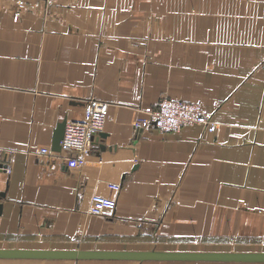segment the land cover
Instances as JSON below:
<instances>
[{
	"label": "crops",
	"instance_id": "crops-1",
	"mask_svg": "<svg viewBox=\"0 0 264 264\" xmlns=\"http://www.w3.org/2000/svg\"><path fill=\"white\" fill-rule=\"evenodd\" d=\"M163 96L215 128L135 131ZM88 98L103 137L73 167L53 131ZM0 150V248L264 252V0H0Z\"/></svg>",
	"mask_w": 264,
	"mask_h": 264
},
{
	"label": "built area",
	"instance_id": "built-area-1",
	"mask_svg": "<svg viewBox=\"0 0 264 264\" xmlns=\"http://www.w3.org/2000/svg\"><path fill=\"white\" fill-rule=\"evenodd\" d=\"M106 103L96 98L84 101L83 115L79 119L66 121L63 136L60 140V150L67 154L68 164L76 167L85 161L86 153L91 149L93 142L98 141L105 119ZM200 124L211 131L215 128V121L211 115L205 113L198 102L182 99L161 97L153 108L144 111V114L133 120V129L142 130L154 126L159 131L176 130L184 125ZM43 153H50L49 148L41 149ZM3 152L0 150V167L8 171V165L2 162ZM118 189V184L109 185ZM115 200L100 194L91 196L89 212L101 214L104 209H112Z\"/></svg>",
	"mask_w": 264,
	"mask_h": 264
},
{
	"label": "water",
	"instance_id": "water-1",
	"mask_svg": "<svg viewBox=\"0 0 264 264\" xmlns=\"http://www.w3.org/2000/svg\"><path fill=\"white\" fill-rule=\"evenodd\" d=\"M65 123L66 119H62L53 131L51 149L54 151H60ZM1 207L0 203V213ZM0 258L254 262L264 261V252L0 248Z\"/></svg>",
	"mask_w": 264,
	"mask_h": 264
}]
</instances>
